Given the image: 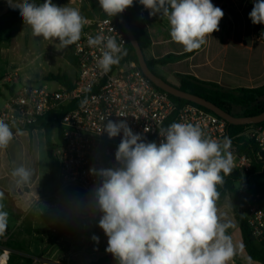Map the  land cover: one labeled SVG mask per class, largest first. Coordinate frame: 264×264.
Wrapping results in <instances>:
<instances>
[{"label": "clouds", "instance_id": "clouds-1", "mask_svg": "<svg viewBox=\"0 0 264 264\" xmlns=\"http://www.w3.org/2000/svg\"><path fill=\"white\" fill-rule=\"evenodd\" d=\"M9 6L18 8L32 35L58 40L68 47L81 39L87 19L79 9L58 6L53 0H30ZM134 0H98L109 17L123 13ZM149 15L167 17L171 39L193 52L206 37L219 30L224 13L212 0H139ZM249 18L264 24V0H255ZM90 47L103 44L97 67L103 72L119 63L122 50L112 37L88 38ZM108 137L122 133L115 153L116 168L91 169L101 178L95 190L98 226L107 236L105 251L118 264H228L236 249L227 235L230 226L218 214V185L234 166L231 139L206 137L199 125L173 122L159 130V143L134 133L126 121L109 120ZM13 139L8 124L0 120V148ZM18 183L31 172L23 166L13 171ZM8 226V213L0 205V236ZM99 243V237L92 236Z\"/></svg>", "mask_w": 264, "mask_h": 264}, {"label": "built area", "instance_id": "built-area-1", "mask_svg": "<svg viewBox=\"0 0 264 264\" xmlns=\"http://www.w3.org/2000/svg\"><path fill=\"white\" fill-rule=\"evenodd\" d=\"M76 1L80 0H72V4ZM256 28L261 35L264 24H256ZM96 35L114 38L122 50L129 42L114 17L87 21L76 43L78 75L72 85L56 89L47 85L20 86L0 110V120L12 131L27 130L49 117L58 122L62 140L54 156L61 168V188L84 197H95L101 184V178L91 169L119 166L115 153L122 133L110 139L104 130L109 120H124L134 133L157 143L161 140L159 130L173 122L199 125L206 137L218 141L227 136L234 166L226 176L238 194L253 242L264 251V190L258 185L260 180L264 183V125H245L232 135L225 119L200 106L177 103L157 88L134 60L103 72L97 67L103 44H88V38ZM244 144L258 149L256 156L242 152L240 146ZM227 193L232 194L229 190Z\"/></svg>", "mask_w": 264, "mask_h": 264}, {"label": "crops", "instance_id": "crops-1", "mask_svg": "<svg viewBox=\"0 0 264 264\" xmlns=\"http://www.w3.org/2000/svg\"><path fill=\"white\" fill-rule=\"evenodd\" d=\"M17 1L23 2V0ZM53 3L79 9L87 21L102 17L104 13L98 0H80L74 5L72 0H53ZM212 3L224 13L219 22V30L207 36L206 43L193 52H185L182 45L171 39L167 17L160 14L149 15V10L143 7L141 13L151 38V46L144 51L146 59L159 60L169 55L182 56L175 61L154 67L160 77L176 87L181 86V76H193L201 81L216 83L225 89H254L264 86V39L261 35H257L256 24H253L249 18L254 1L212 0ZM10 8L8 0H0V15ZM20 18L22 17H19L15 24L5 27L0 55H9L10 51L5 45L8 42L11 44L10 33ZM61 140L59 123L49 117L32 127L31 131L14 132L13 139L7 147L0 148V188L12 196L13 201L10 202L18 211L13 212L14 215L11 214L18 223L12 233L20 229V223L27 219L44 197L45 192L53 187L50 181L60 182V176L58 179L53 175V168L56 167V163L58 164L54 150L61 144ZM43 164L48 168L49 173L45 176L40 169ZM21 166L28 169L31 176L27 182L18 183V177H14L12 173ZM226 196L230 200L224 199ZM217 208L222 221L230 225L226 234L231 237L236 249L235 255L228 264H262L252 259L245 250L233 197L225 194L217 201ZM25 243V249L31 252L30 244ZM9 250L26 253L13 248ZM1 259L0 252V261ZM2 264L5 262L3 261ZM112 264H118V261Z\"/></svg>", "mask_w": 264, "mask_h": 264}, {"label": "rangeland", "instance_id": "rangeland-1", "mask_svg": "<svg viewBox=\"0 0 264 264\" xmlns=\"http://www.w3.org/2000/svg\"><path fill=\"white\" fill-rule=\"evenodd\" d=\"M10 34L11 44L5 45L10 51L9 57L0 55V109L20 86L47 85L56 89L60 84L54 79L57 75H66L72 82L76 80V43L61 47L58 40L35 37L23 18ZM260 34L264 36V30ZM244 112L245 109L238 106L233 109L235 116H242ZM40 169L44 176L49 174L44 164ZM60 174L61 168L56 163L53 175L59 179ZM50 184L53 187L45 192L14 233L12 230L18 223L11 214L18 211L0 192V205L9 217L7 231L0 236V264L3 261L5 264H97L111 255L105 251L107 236L98 226L101 213L96 208L95 197H84L71 189L62 190L58 180ZM224 199L230 200L228 196ZM69 224L74 226L69 227ZM94 234L99 237V243L93 241ZM25 242L30 244L31 252L25 249Z\"/></svg>", "mask_w": 264, "mask_h": 264}, {"label": "trees", "instance_id": "trees-1", "mask_svg": "<svg viewBox=\"0 0 264 264\" xmlns=\"http://www.w3.org/2000/svg\"><path fill=\"white\" fill-rule=\"evenodd\" d=\"M10 1L14 5L20 4V2H18L17 0H10ZM30 2L41 4L43 3V0H30ZM142 8L143 6L139 3V0H134L133 5L127 8L123 12V14L127 22L129 23L140 47L143 49V51H145L149 46H151V38L141 13ZM103 16L106 17L107 15L103 13ZM19 17H22L20 15L19 9L13 7H11L3 15H0V48L4 40L5 27L15 24V22ZM114 18L117 20L116 16H114ZM257 35L259 34L257 33ZM262 38L264 39V36H262ZM126 52L127 54L123 55L119 60V64L128 60H134L138 62L135 50L132 47L130 41L128 42V45L126 47ZM180 57L169 55L159 60H147V64L151 68V70L155 72L154 67L156 65H164L171 61H175ZM54 79L57 80L63 86L70 87L72 85V81L66 75H57L54 76ZM179 88L185 92L203 97L231 114H233V109L236 106L245 109V112L242 115L244 117L260 115L261 113L264 112V86L254 89H250V88L225 89L216 83L201 81L193 76H181V86ZM170 96L177 103L197 105L190 101L180 99L172 95ZM204 109L209 111L206 108ZM262 125H264V122L262 123ZM244 127L245 126L230 124L229 131L232 135H234L239 131H241ZM27 130L31 131L32 128H29ZM12 132L14 133L16 131H12ZM240 148L242 152L248 153L252 156H256L258 151V149H256L255 147H250L248 146V144L241 145ZM258 185L260 189L264 190V183L261 180L259 181ZM228 190L232 193L231 196L235 200V210H236L237 219L240 223L241 230L243 233L245 250L252 259L258 260L259 262L264 264V251L260 250L253 242L249 228L247 226L246 219L243 216V210L238 198V194L234 189L232 181L227 176H224L223 184L218 185V191L220 194L219 199L222 198ZM0 192L6 195L11 201H13L12 196L7 191L0 188ZM69 225H70L69 227L74 226L72 224ZM115 260L116 259H114L112 255H110L108 257H105L100 263L97 264H112Z\"/></svg>", "mask_w": 264, "mask_h": 264}, {"label": "water", "instance_id": "water-1", "mask_svg": "<svg viewBox=\"0 0 264 264\" xmlns=\"http://www.w3.org/2000/svg\"><path fill=\"white\" fill-rule=\"evenodd\" d=\"M116 18L124 30L125 34L127 35L132 47L135 50L138 64L140 68L142 69L143 73L149 78V80L159 89L167 92L168 94L184 99L187 101H190L192 103H195L203 108L208 109L209 111L213 112L214 114L220 116L221 118L225 119L229 124L231 125H250V124H260L264 122V112L260 115L256 116H235L219 106L215 105L211 101L200 97L198 95L185 92L181 90L179 87H176L170 83H168L165 79L157 75L155 72L151 70V68L147 64V59L145 57L143 49L140 47L129 23L127 22L125 16L123 13L117 14Z\"/></svg>", "mask_w": 264, "mask_h": 264}]
</instances>
